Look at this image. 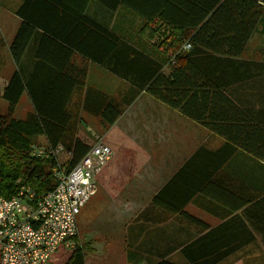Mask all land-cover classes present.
Wrapping results in <instances>:
<instances>
[{"label":"trees","instance_id":"16d2710c","mask_svg":"<svg viewBox=\"0 0 264 264\" xmlns=\"http://www.w3.org/2000/svg\"><path fill=\"white\" fill-rule=\"evenodd\" d=\"M96 1L111 12L124 8L137 17L144 40L160 35L169 43L158 49L139 43L141 39L129 42L85 15L89 0H25L17 10L23 20L9 45L16 67L36 28L41 39L29 76L16 69L1 90L7 107L0 112V198L16 196L22 188L35 195L55 188L52 169L59 161L32 156L37 138L45 141L40 147L60 145L68 157L65 162L73 167L91 147L77 137L80 113L111 127L143 92L223 144L216 151L200 146L152 196L132 226L155 225L173 216L183 227H193L192 234L184 231L178 244L150 260L133 247L134 236L127 228V261L176 264L167 254L178 249L187 264H219L250 242V236L239 240L225 235L230 221L211 228L185 208L199 192L222 181L220 166L235 151L264 158V64L243 59L250 38L264 27V0ZM86 62L110 72L130 91L113 98L87 87ZM24 92L33 111L16 119L14 111ZM136 236L139 241L140 234ZM88 246L76 241L64 264H86Z\"/></svg>","mask_w":264,"mask_h":264},{"label":"crops","instance_id":"0c3cea01","mask_svg":"<svg viewBox=\"0 0 264 264\" xmlns=\"http://www.w3.org/2000/svg\"><path fill=\"white\" fill-rule=\"evenodd\" d=\"M24 2L25 0H0V61H3L4 64L5 59L9 64V73L5 77L3 85L0 88V100L2 101L0 102L6 107L7 104L1 98L2 88L5 86L9 76L16 69L23 76H29L34 68V65L36 64L35 52L41 39V30L36 28L27 45V48L24 51L20 63L16 67L9 55V45L23 20V18L17 14V10L23 5ZM119 9H123V15L127 16L128 19L126 20L124 17L117 23L116 12ZM119 9L116 12H111L96 0H89L86 6L85 15L103 28L113 31L129 42L138 41L139 38L136 34V29L133 28L131 23H129L132 14L124 8ZM252 37H264V27L260 26ZM3 64L0 66V73L3 71ZM86 67L87 87L97 89L100 92L105 93L108 97L113 98H116V95L119 92L125 93L126 90L127 92L130 91L125 82L121 81L116 76L101 68L100 66L86 62ZM97 72L98 76H103L105 79H108L112 82L111 88H103V85H95L93 80H90L91 74ZM115 83L117 84L114 85ZM142 95L148 96L142 92L138 95L135 101H137ZM72 102H74V99ZM19 108L22 109L21 113L18 112ZM32 111L33 106L30 98L26 92H24L21 95L18 104L16 105L14 117L16 119H23L28 113H32ZM172 117L174 118V116L170 117L172 121L170 119H168V121L171 122V126L173 128L170 129L174 131V137H176L179 135L181 130H179L178 125L176 128H174ZM179 118L176 117L175 119L177 123L180 122ZM197 129L198 132H201L200 134L203 136L206 135L207 138L211 137V139L214 141L208 144L206 140H202L201 143L197 144L193 137V135H196ZM184 131L188 132L189 134H193V141L188 139L185 144V148L181 150V152L176 153L178 154L177 160L179 161L177 162V165H173L172 163L171 170H166L167 166L163 164L161 167L162 163L160 164V167L157 170L158 172H156L155 175L156 181L155 186L153 187V190L155 191L152 193L151 197L145 200L146 203H149L152 196L200 146H204L210 151H216L223 144L221 138L213 136L205 129L199 128L195 123H191ZM39 138L43 139V137ZM173 156L171 158V162H174ZM161 161H163V159ZM146 169L147 167H145V170ZM219 173V178L222 181H217L218 183L209 185L208 190H205V192H199L193 198V200L188 203L185 210L190 215L202 220L211 228L216 227L219 224L221 225L225 221H230V228L228 231L224 232L225 235L229 234L236 237L238 236L239 240H241V236L243 235L245 237L250 236V242L244 244L240 248H237L233 255L221 261L219 264H229L232 261H234L232 264H264V158L257 159L242 150H237L220 166ZM250 198H252V200L248 203L247 200ZM136 200L140 203L139 197H136ZM142 210L143 209H141L139 213L142 212ZM165 218H167L166 215ZM241 223L244 224L243 227ZM139 224H135L134 227H131L130 233L134 236V238L130 237V241L134 242L133 244L139 247V250L142 247L140 254L144 255L142 257L145 258H151L152 256L157 257L156 255L163 253L164 249L173 248L174 243L175 245L178 244L181 235L184 234V231L188 230L189 235H191L194 231L193 227L191 226H188L187 228L183 227L184 225L179 224L178 220L173 216L170 217L168 221L155 225L144 223L141 226ZM140 226L141 228L143 227V230L139 228ZM133 231H135V234ZM137 233L140 234L139 241H137ZM142 243L144 244L142 245ZM235 243H237V240ZM155 244H159V247L156 249H154ZM91 248L93 250L91 251L90 255L93 256V261L92 263L89 261L87 264H131L127 261L125 253L124 256L121 253V259L119 262H110L108 261V255H104L103 257L100 255L99 251H96L99 247L93 245ZM176 255L181 257L178 249L168 253L167 258L175 262L173 259L176 258ZM100 256L105 260H97ZM142 263L145 264V261L140 262L139 264Z\"/></svg>","mask_w":264,"mask_h":264},{"label":"rangeland","instance_id":"374dc122","mask_svg":"<svg viewBox=\"0 0 264 264\" xmlns=\"http://www.w3.org/2000/svg\"><path fill=\"white\" fill-rule=\"evenodd\" d=\"M116 13L117 23L124 17L126 20L128 19L127 16L123 15V9H119ZM129 21L136 29L138 38L142 40L139 43L145 44L149 48L159 46L158 49H164V46L169 43V40L164 41V37L160 35L152 40H144L139 34L141 21L133 15ZM243 59L264 64V37L251 38L243 54ZM2 69L0 88L9 73V64L5 59ZM168 70L169 67L166 66L164 71L168 72ZM90 80H93L95 85H103V88L112 87V82L103 76H98V72L92 73ZM1 102L0 112H5L6 106H3ZM18 112L21 113L22 109L19 108ZM80 115L81 121L77 123V137L90 146H93L95 140L99 139L111 148L112 155L97 175V193L81 209L77 217L78 236L76 241L79 244H89V250L86 249L85 254L86 264L93 261V256L90 255L93 245L99 247L96 251H99L100 255L103 257L108 255V261L119 262L121 253L123 256L124 253L126 255L127 228L133 226V221L139 211L148 205L145 200L151 197L155 191L153 190L156 181L155 175L160 164L162 163L161 167L163 164L166 165V170L172 169V163L177 165L179 160H177L178 154L176 153L185 148L188 139L193 141L194 137L197 144L201 143L202 140H206L208 144L214 140L200 134L198 129L196 135L192 133L190 135L184 130L193 122L143 95L127 107L126 111L111 127H103L99 118L84 113H80ZM171 116H174V118L172 117L174 128L178 125L179 130H181L179 137H174L175 133L170 129L173 128L171 122L168 121V119L171 120ZM176 117H180V122L177 123ZM44 144L45 141L42 138L36 139L37 146H44ZM172 156L174 162H171ZM67 158V155L63 153L59 155L58 161L63 164ZM162 159L163 161H161ZM145 167H147L146 170ZM136 197H139L140 203ZM76 241L71 243L68 248L61 244L48 264H64ZM134 246L135 244H133ZM155 246L154 249L159 247V244H155ZM141 250L142 247L140 250L138 248V252ZM154 258L155 256H152L150 260ZM99 259L105 260L101 256L97 260ZM173 260L177 264H187L178 255Z\"/></svg>","mask_w":264,"mask_h":264},{"label":"built area","instance_id":"2783aa9c","mask_svg":"<svg viewBox=\"0 0 264 264\" xmlns=\"http://www.w3.org/2000/svg\"><path fill=\"white\" fill-rule=\"evenodd\" d=\"M62 153L60 145L34 147L31 152L56 160ZM111 155V148L96 139L75 166L64 162L52 169V191L35 195L22 188L16 196L0 198V264H48L61 244L71 246L78 236L77 217L97 193V175Z\"/></svg>","mask_w":264,"mask_h":264}]
</instances>
